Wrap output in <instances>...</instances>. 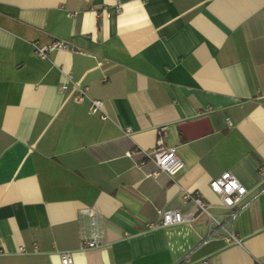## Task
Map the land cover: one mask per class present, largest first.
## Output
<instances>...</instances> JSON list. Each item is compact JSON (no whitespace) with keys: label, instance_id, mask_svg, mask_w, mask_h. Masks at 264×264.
<instances>
[{"label":"crops","instance_id":"obj_1","mask_svg":"<svg viewBox=\"0 0 264 264\" xmlns=\"http://www.w3.org/2000/svg\"><path fill=\"white\" fill-rule=\"evenodd\" d=\"M53 38L79 51L31 50ZM67 73L107 118L57 90ZM159 138L172 176L144 156ZM261 167L264 0H0V264L264 263ZM226 170L247 189L234 244L184 196L220 211L208 182ZM164 208L195 218L145 229ZM92 230L102 244L80 248Z\"/></svg>","mask_w":264,"mask_h":264},{"label":"built area","instance_id":"obj_2","mask_svg":"<svg viewBox=\"0 0 264 264\" xmlns=\"http://www.w3.org/2000/svg\"><path fill=\"white\" fill-rule=\"evenodd\" d=\"M116 10H119V6H116ZM31 50L35 55L41 58H46L48 53L52 50H78L71 45L68 41L61 38H53L47 43H38L37 41H31ZM79 51V50H78ZM64 81L60 82L57 90L63 91L70 83L69 95L72 96V100L75 102H82L85 99L88 100V110L91 113H99L101 118H107V115L103 109V100L100 98H89L86 94V85L80 84L79 81H73L71 74L67 73ZM161 139L157 141V146L149 151L144 152V156L152 160L155 164V171H163L172 176L182 166L181 159L177 156L174 147L163 148L160 146ZM131 151H128L129 154ZM143 160L140 161L142 163ZM261 180L264 183V168H260ZM208 187L211 191L216 193L220 198V206L222 209L217 212H213L210 209V204L206 203L195 192L193 194H185V197H191L200 213L204 214L207 219V237L221 236L227 243H238V237L233 233V218L238 210L237 203L247 192L246 187L228 170L223 171L217 177L211 178L208 182ZM256 196V193L253 195ZM83 213L89 216L90 225L94 224L95 219H99L100 215L95 209L91 207L82 208ZM194 215L191 212H181L178 209H162L159 211V217L153 221L144 222L145 229H154L167 225H172L181 222H192ZM101 232L92 230L89 235L82 236L80 248H94L102 244ZM24 251L22 247L19 249ZM55 260L56 264H72L71 254L69 250H55L50 253ZM194 264H216L207 259H201ZM264 264V263H260Z\"/></svg>","mask_w":264,"mask_h":264}]
</instances>
